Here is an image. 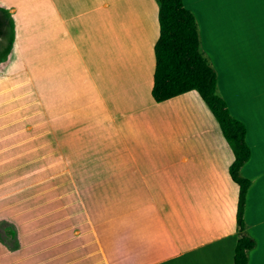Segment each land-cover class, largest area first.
Returning a JSON list of instances; mask_svg holds the SVG:
<instances>
[{"label": "crops", "instance_id": "0c3cea01", "mask_svg": "<svg viewBox=\"0 0 264 264\" xmlns=\"http://www.w3.org/2000/svg\"><path fill=\"white\" fill-rule=\"evenodd\" d=\"M159 11L0 0L1 264H234L235 154L197 90L155 100ZM199 11L229 82L250 77L264 93V45L230 36V6ZM249 106V264H264V100Z\"/></svg>", "mask_w": 264, "mask_h": 264}, {"label": "trees", "instance_id": "16d2710c", "mask_svg": "<svg viewBox=\"0 0 264 264\" xmlns=\"http://www.w3.org/2000/svg\"><path fill=\"white\" fill-rule=\"evenodd\" d=\"M157 1L161 35L155 47L157 64L153 96L157 102H162L197 90L219 121L235 154L230 173L240 186L237 215L240 238L234 264H249V252L255 248L256 241L247 233L245 220L251 180L244 175L243 168L252 156L247 126L232 115L227 101L217 92L218 75L201 51L195 13L183 0Z\"/></svg>", "mask_w": 264, "mask_h": 264}, {"label": "rangeland", "instance_id": "374dc122", "mask_svg": "<svg viewBox=\"0 0 264 264\" xmlns=\"http://www.w3.org/2000/svg\"><path fill=\"white\" fill-rule=\"evenodd\" d=\"M184 2L198 18L197 22L199 21L201 34V51L209 63L216 69L221 96L230 104L233 116L247 124L252 116L256 115L254 114L255 110L250 108L249 105L264 100V93H261L259 87L255 85L250 77L239 75L234 77L235 81L233 83L229 82L227 61H224L226 64L220 65L221 61L219 58L213 56L210 11H207L208 20L203 22L200 20L201 11H199V8L210 7L211 4L221 8L223 6H230L233 15L229 29L230 36L234 39L250 37L251 46L254 49L259 46V42L264 45V29L260 28V13L264 11V0H208L203 4H198L196 0H185ZM244 13H249L252 20L250 21V25L252 26L250 32L247 28V23H242L243 20H246L243 19ZM7 33V37L11 36L12 39L14 33L12 25L10 26V31ZM10 44L11 41H8V44L5 45L6 52H9Z\"/></svg>", "mask_w": 264, "mask_h": 264}]
</instances>
